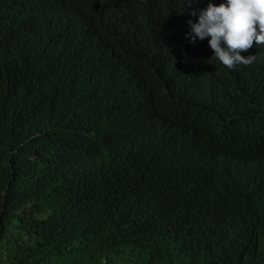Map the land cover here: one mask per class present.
<instances>
[{"label":"trees","instance_id":"16d2710c","mask_svg":"<svg viewBox=\"0 0 264 264\" xmlns=\"http://www.w3.org/2000/svg\"><path fill=\"white\" fill-rule=\"evenodd\" d=\"M221 3L0 0V264H264V46L195 39Z\"/></svg>","mask_w":264,"mask_h":264},{"label":"clouds","instance_id":"9594fccd","mask_svg":"<svg viewBox=\"0 0 264 264\" xmlns=\"http://www.w3.org/2000/svg\"><path fill=\"white\" fill-rule=\"evenodd\" d=\"M189 24L195 39L208 38L213 56L224 67L251 65L256 56L245 58L240 53L248 51L254 43L264 46V0H226L219 6L209 4L200 12L197 22L189 21Z\"/></svg>","mask_w":264,"mask_h":264}]
</instances>
